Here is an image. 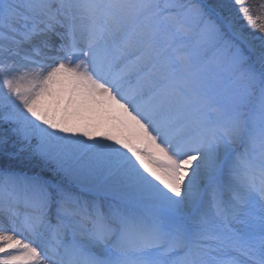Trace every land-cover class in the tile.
Wrapping results in <instances>:
<instances>
[{"label": "snow or ice", "instance_id": "6c2138e0", "mask_svg": "<svg viewBox=\"0 0 264 264\" xmlns=\"http://www.w3.org/2000/svg\"><path fill=\"white\" fill-rule=\"evenodd\" d=\"M251 11L0 0V264H264Z\"/></svg>", "mask_w": 264, "mask_h": 264}, {"label": "rangeland", "instance_id": "374dc122", "mask_svg": "<svg viewBox=\"0 0 264 264\" xmlns=\"http://www.w3.org/2000/svg\"><path fill=\"white\" fill-rule=\"evenodd\" d=\"M206 2L212 3L214 0H206ZM247 4L249 7L251 6L252 10H256L255 13H258V6L264 4V0H247Z\"/></svg>", "mask_w": 264, "mask_h": 264}, {"label": "trees", "instance_id": "16d2710c", "mask_svg": "<svg viewBox=\"0 0 264 264\" xmlns=\"http://www.w3.org/2000/svg\"><path fill=\"white\" fill-rule=\"evenodd\" d=\"M250 8H251V6H250ZM252 9V8H251ZM256 12V10H252L251 12H250V15L253 17V18H255V16L256 15H258V13H255ZM240 23L241 24H247V22L246 21H244V20H241L240 21ZM245 31H247V32H251L252 34H254V35H258V33L255 31V29L253 28V27H250V26H246L245 27Z\"/></svg>", "mask_w": 264, "mask_h": 264}]
</instances>
